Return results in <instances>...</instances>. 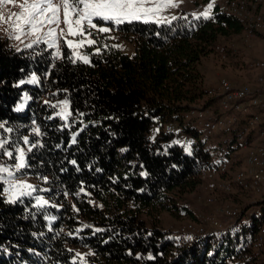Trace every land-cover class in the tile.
Here are the masks:
<instances>
[{"label":"trees","instance_id":"trees-1","mask_svg":"<svg viewBox=\"0 0 264 264\" xmlns=\"http://www.w3.org/2000/svg\"><path fill=\"white\" fill-rule=\"evenodd\" d=\"M112 28L134 43L132 56L103 38L85 48V63L67 47L58 59L44 44L18 51L0 37V123L12 148L29 143L16 176L37 180L33 197L14 201L0 180V264H264V202L238 227L192 243L160 223L216 167L182 115L208 107L201 63L241 35L242 22L215 7L208 18ZM32 76L36 86L25 83ZM25 94L27 110L17 113ZM54 94L67 103L65 117L42 101ZM168 124L179 131L167 133ZM183 135L196 140L190 153ZM220 136L217 153L235 143ZM69 245L89 251L84 262Z\"/></svg>","mask_w":264,"mask_h":264},{"label":"rangeland","instance_id":"rangeland-1","mask_svg":"<svg viewBox=\"0 0 264 264\" xmlns=\"http://www.w3.org/2000/svg\"><path fill=\"white\" fill-rule=\"evenodd\" d=\"M22 2L23 0H14L13 3H9L7 5L0 3V15L5 18L4 20H0V37H2L5 32L17 29L15 27V23L17 22L16 18L13 16L12 19L9 20L8 17L12 13L19 14L21 12L18 5ZM29 2H32V0H29ZM171 3H175L178 6L172 7L170 6ZM210 3L212 4V8L209 15L215 7L221 8L224 6L227 3V0H145V8L152 9V11L146 16L142 15L140 19H129L124 22L133 20L155 21L158 18L165 19L166 17L180 16L183 13L200 16L199 14L208 10V5ZM201 16H203V14ZM61 20L63 21L62 14ZM19 23H21V26L24 28L23 32L17 29L20 39H16V41L11 43L9 42V44L18 51L30 50L44 44L48 49H52L54 55L60 59L63 55V48L67 47L71 50L75 59L86 57L89 61L87 55L84 54L85 48L95 46L97 44V40L99 38H103L107 41L116 43L123 53L129 56H132L135 52L134 43L126 40L124 37L119 35L114 28H112L113 26L118 25L113 21H101L94 18L93 23H97L98 27H107L109 28V31L101 33L96 29H87V31H91L92 33V35L87 37V39H92L96 42L91 45L85 43L83 46L74 47H69L67 42L72 41L73 45H77L81 37L79 35H67V29L63 23H61L59 27L56 25L40 26L41 30L37 32L36 35H32L30 27L23 25L22 21ZM52 28H56V35L54 37L48 36V32ZM61 29L64 30L65 35H60ZM224 55L225 57L227 56V58L224 59ZM257 60H264V37L261 36L255 39L247 40L245 36L241 34L230 39L221 40V42L218 43L216 53L203 59L201 63V71L204 77H206V82L208 81L205 85V89L215 86L221 78H227L234 84L250 83L254 85L257 72L252 71L249 65ZM25 83L29 86H36L38 82L36 77L32 76ZM53 96L54 97H50V95L45 96L42 98V101L55 109L59 116L65 117L68 112L66 101L64 99H59L55 94ZM205 99L209 101L208 108L214 111L218 110V103L215 99H211L207 96ZM28 104L29 97L25 94L15 111L17 113L25 112ZM36 131L37 130H35V132ZM9 136L10 134L9 131H7V128L0 123V180L3 183L7 179L18 175V172L26 166V155L30 149L27 139H24V145L12 148L13 146L10 145ZM200 138L205 140L212 149L214 160L219 158L217 153L218 149L216 150V148H221L224 143L223 141L226 138L221 137L220 135L209 139L204 136ZM180 144L186 153L191 152V142L185 135L180 137ZM9 153H11V155H9ZM246 156L247 148L244 147H239L237 153L232 155L230 170L231 175H234L238 170L245 168ZM21 160H23L22 167L20 166ZM23 177L25 184L31 188V192L26 196H7L10 201H14L19 197H33L35 195L37 180L30 176ZM230 178V175L220 176L214 181H208L203 176V184L200 186L201 190L198 196L194 197L193 193L185 194L184 198H182L178 203L177 209H173L171 212L165 211L161 213V226L164 230L171 232L173 235L178 237V229L185 222H201L206 216H213L220 219L221 215L219 214L218 209L222 206L231 205L240 208L243 214L238 220H227L221 218L223 222V231H216L213 228L208 227V231L211 233L210 235H219L224 231L238 227V225L244 222L248 217L257 214L261 209L257 205L263 203L264 198H256L253 195L246 194L237 188H234L231 193L225 194L217 191L213 186L219 180H230ZM206 185H209L210 187L213 186L212 190H204L202 187ZM211 195L215 198V203L209 206L206 204L205 200L212 197ZM37 201L44 203L46 199L39 197L37 198ZM64 234L66 235L67 232L64 231ZM180 239L184 242V239ZM67 248L73 256L74 261L77 262H84V257L89 252L88 250L77 249L75 247L73 248L70 245L67 246Z\"/></svg>","mask_w":264,"mask_h":264},{"label":"built area","instance_id":"built-area-1","mask_svg":"<svg viewBox=\"0 0 264 264\" xmlns=\"http://www.w3.org/2000/svg\"><path fill=\"white\" fill-rule=\"evenodd\" d=\"M221 10L242 22V34L247 40L264 37V0H227ZM17 35L18 30L13 29L5 32L2 38L11 43L16 41ZM223 58L227 56L224 55ZM249 67L257 72L254 85L234 84L227 78H221L215 86L206 89V96L217 101L218 110L195 106L183 113L182 120L193 131L200 133L201 137L209 139L227 133L235 141L229 149L224 147L216 160L213 154L212 160L216 167L204 172L208 181L230 175V180H219L213 185L217 191L229 194L237 188L256 198H264V60H257ZM165 131L177 133L179 128L168 124ZM251 136L254 139L248 143ZM190 142L194 145L196 140ZM239 147L247 148L246 165L231 175V157L237 153ZM213 186L206 185L202 188L210 191ZM200 190L201 188L193 193L194 197L198 196ZM30 192L31 188L25 184L22 176L15 175L4 182L6 196H26ZM205 202L209 206L213 205L215 198L209 197ZM218 211L221 218L227 220H238L242 215L240 208L231 205L222 206ZM221 218L206 216L201 222H185L177 233L186 241L195 242L211 234L208 227L223 231ZM263 240L264 229L259 234L260 243Z\"/></svg>","mask_w":264,"mask_h":264},{"label":"snow or ice","instance_id":"snow-or-ice-1","mask_svg":"<svg viewBox=\"0 0 264 264\" xmlns=\"http://www.w3.org/2000/svg\"><path fill=\"white\" fill-rule=\"evenodd\" d=\"M14 0H0V3L5 5L13 3ZM172 7H177L175 3H171ZM21 9L19 14L12 13L8 19L16 18L15 27L21 32L24 31L23 25L30 27L31 34L36 35L41 30L40 26L56 25L59 27L61 23L66 26L67 35L77 36L81 39L77 45H73L72 41H68L69 47L83 46L85 43L91 45L96 41L87 39L91 36V31L87 29H96L98 32H108L107 27H98L97 23H93L94 18L101 21H113L115 24L123 23L129 19H140L141 16H146L152 9L145 8V0H23L18 5ZM212 4L208 5V10L203 13L205 18H208ZM63 15V21L61 20ZM5 18L0 15V20ZM56 28H52L48 32V36L54 37ZM60 35H65L63 29ZM16 39H20L17 35ZM30 46V45H29ZM85 63L88 62L86 57H81ZM35 79V78H33ZM11 155V153H9ZM21 167L23 160H21Z\"/></svg>","mask_w":264,"mask_h":264},{"label":"crops","instance_id":"crops-1","mask_svg":"<svg viewBox=\"0 0 264 264\" xmlns=\"http://www.w3.org/2000/svg\"><path fill=\"white\" fill-rule=\"evenodd\" d=\"M198 14V13H197ZM203 14V13H202ZM202 14H199V15H202ZM176 17H178V15L177 16H173V17H166L165 19H163V18H158V19H156L154 22H168V21H172L173 19H175ZM208 83V81L206 82V77H205V85ZM205 88H206V86H205ZM253 139H254V137L253 136H251V138L249 139V141H248V143H250L251 141H253Z\"/></svg>","mask_w":264,"mask_h":264}]
</instances>
